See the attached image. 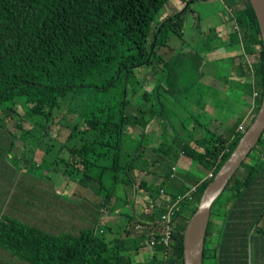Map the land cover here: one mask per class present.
Returning a JSON list of instances; mask_svg holds the SVG:
<instances>
[{"label":"trees","instance_id":"1","mask_svg":"<svg viewBox=\"0 0 264 264\" xmlns=\"http://www.w3.org/2000/svg\"><path fill=\"white\" fill-rule=\"evenodd\" d=\"M168 1L0 0V103L15 97H25L33 115L60 125L55 120L58 117L64 120L69 112L56 114V111L60 109V99L67 93L87 88L109 92L123 79L121 99L107 97L103 104L92 107L84 116L83 123H75L71 127L69 137L83 133L79 137L81 144L67 148L68 157L53 161L52 170L88 187L92 180L88 171L94 167L99 155L97 145L109 144L110 138L114 137L110 189L113 191L120 184L122 194H107L102 205L105 210L112 209V206L118 209L133 205L135 184L130 177L132 171L150 175L153 169V173L163 176L159 186L147 188L148 198L151 197L150 201L155 203L163 183L170 178L168 171L171 164L179 154L196 161L211 175L194 185V193H187L188 190L183 195L171 193L172 204L155 206L148 217L138 218L126 211L127 224H123L125 230L112 242L107 241L104 231L98 229L99 214L94 224H88L78 231L73 228L55 229L56 232L49 234L25 225L21 220L1 215L0 250L15 257V264H184L183 235L186 225L196 212L203 191L248 127L242 133H235L232 139L210 133L203 138H194L191 145L179 136H174L171 148L175 154L173 158L166 155V142H161V147L158 148V153L165 155L170 162L161 160L158 163L151 160L140 153L139 148L129 149V152L122 150L124 125L129 123L125 110L131 104V98L138 91H143L141 97L144 100L151 94L141 90L140 82L139 90H136L138 86L134 87L138 69L156 70L157 65H160L158 86L164 91H168L165 82L170 78L171 89L177 84V87L182 86L188 93L196 87L203 75L202 57L198 52H180L169 59L164 57L165 53H161L170 34L182 38L190 6L199 0H182L186 4L180 12L154 25L156 17L167 6ZM228 9L230 18L227 40L230 45L240 43L242 46L243 68L238 75L253 79L252 84L247 87L251 94H256L257 113L264 89V51L257 18L249 0H230ZM210 33L211 30L205 35L209 37ZM211 49L213 47L208 43L206 51ZM188 71L192 73L188 74ZM128 83L131 84L130 87L127 86ZM159 107L160 113L161 103ZM134 108L140 116L137 118L132 113L129 124L135 128L134 122L138 119L137 126L143 127L140 147L141 142L146 139L145 131L152 118L143 119V114L150 113L145 107ZM157 113L150 114L155 117ZM165 113H161L164 118ZM254 118L255 116L252 121ZM69 126L71 125L67 127ZM263 136L264 132L211 206L204 234L202 264H245L249 251L248 242L241 234H237L238 238L234 236L231 229L236 222V210L246 204L251 189L259 190H254L257 191L254 197L258 204L254 209L256 211L251 232L253 230L264 238V150L259 155L252 154L262 142ZM259 182L262 184L258 188L254 186ZM225 192L230 195H225L227 198L224 200L223 210L218 213L216 206ZM179 206L186 208L185 214L179 211ZM105 210L101 212L105 213ZM168 211L172 212L169 223L171 233L167 243H163L159 232L166 224L163 223L162 216ZM213 215L222 216V224L229 221L230 226H221L215 232L209 230L208 224ZM240 221L239 215L238 222ZM136 225H140L142 229H136ZM144 248L149 249L151 254L141 256L139 252Z\"/></svg>","mask_w":264,"mask_h":264},{"label":"crops","instance_id":"2","mask_svg":"<svg viewBox=\"0 0 264 264\" xmlns=\"http://www.w3.org/2000/svg\"><path fill=\"white\" fill-rule=\"evenodd\" d=\"M200 1L201 0H199V2ZM202 1L205 2L206 0ZM228 6L229 5H227L225 9L227 10V18H223L224 16H222L214 23L207 22L203 25L200 15L193 9H189V13L186 15V27L188 25V29L187 31L184 30L182 38L179 39V44L189 46L192 43V46L195 47L188 50H183L182 48L181 50L183 53H188V51L198 52V54L202 57L201 65L203 66V75L199 78L198 83L194 88V90L199 88L201 92L196 90L197 92L194 97L190 98L189 95L186 96L184 92H180L181 88L177 87V84L171 89L170 78L165 82L166 88L168 86V91H164L158 86L160 82L158 71L153 70L154 79H152V88L149 93L155 97L157 103L160 102V91L163 90V92L168 93L165 100L166 104H161L162 111H160V113L158 112L155 117H150L152 119H150L145 131L146 139L141 142L142 145L140 147V134L144 133V130H142V125L137 126L138 119H136L134 122L136 127L133 128L135 137L129 136L127 138V142L122 140V150L124 152L127 150L129 152V149L139 148V152L143 153V149L150 148L151 152L149 155L143 153L149 157V159L157 161L158 163H160L161 160L164 162H170L165 155L160 154V152L158 153V148L161 142H166V155L173 158L175 154L171 148L174 136H179L183 141H185V143L191 145L193 144L194 138H203L208 136L210 133L223 138L232 139L235 133H242L249 126L256 114V94L255 92L251 94V90L249 92L247 87L248 84H252L253 79L251 77L248 79L247 77L238 75L241 73V69L243 68V60L241 58L243 49L240 43L234 45H230L228 43V19L230 18ZM167 10L169 11L170 9H166V11H164V17L162 19L168 17V15H166L169 14ZM191 21L193 22V26L189 31V24ZM210 30L212 33H210L208 37L205 35V32ZM186 34H189L188 39H186ZM210 38H212V40H210ZM208 43L212 45L213 49L206 51V45ZM167 49H170L171 52H169V54L164 52V57L169 59L174 55V46ZM212 65H214V67H212ZM174 81L178 83L175 78ZM165 84L162 85L164 86ZM156 88L157 91L155 92ZM206 88H209V91H206ZM176 90H178L179 93H176ZM181 98L185 100L182 110L180 109V103L179 105L177 104L178 100ZM176 107L178 109L173 112L175 114V118H170L169 115L164 118L161 115V113H163L166 109L171 110V108L174 109ZM132 113L133 116L139 118V114L134 107L130 110V115ZM129 118L132 119L131 116ZM152 123L155 124L153 130L149 127ZM186 126H190V128H187ZM123 133H125V130H123ZM114 141L115 139L112 137L110 138L109 144L97 145L99 155L95 159L94 167L101 168V170L97 177H92L93 175L88 173V175L92 178L88 187L75 181L74 183L77 185H71V190H68L63 186V192L66 191L65 196L66 193H72V196L77 198L74 207L78 211V214L71 222H65L61 219L56 220L55 217L54 220L56 221V225L49 227V232L54 233L56 232L55 229L67 230L70 228L78 231L87 227L88 224H94L97 220V214H99L97 226H99L98 229L101 230H104V225L102 226V224L110 226L111 223L112 225H115L116 222H121V220H123V224H127L125 215L126 211L130 214L138 216V218H143L144 216L148 217L149 212L152 211L155 206H170L172 204L170 196L171 193L181 194L185 190H188L189 187L200 184L209 176L206 170L196 161H191L184 155L179 154L175 162H172L173 164H171L170 171H168L170 174V178H168L169 180L163 183L161 193L158 198H156L154 203L153 201H150L151 197L148 198L149 192L147 188L149 186H159L163 181V176H158L156 173H153V169H151L152 173L150 175H145L143 172L132 171L130 176H134L132 179L135 184V200L133 205L116 209L117 212L121 210L122 213L124 212L123 215L125 216L123 217L121 214V217L119 218L117 215H112L113 211H111V208H106V210L105 208L102 209L104 199L108 194V191L106 192L105 186L102 183V176H105V169H107L112 176V158L115 151L113 144ZM14 147V143H12V145L8 144V153L13 154ZM101 161L106 162L108 166H101ZM59 175L62 176L60 173ZM0 176H3L2 179H0V216L6 215L17 220L21 219V221L28 220L26 216L20 214L21 212H28L24 208L29 207L30 204L29 198L23 199L25 195H22V192L25 193L28 186L25 183L21 185V181L24 179L23 176L31 175H24L20 173L15 174L14 168L9 169L7 165H2L0 166ZM141 179H144L147 184L146 187H141L143 183ZM262 181L264 185V177ZM261 184L260 182L255 183L254 186L258 188ZM16 186L18 188L17 192ZM80 189H86L87 192L91 193V199L95 201L96 204H99L100 208L93 206L92 202L89 200L84 201V199H81L79 197L81 192H79ZM254 190L258 189H251V194L249 198H247L246 204L238 207L236 210L237 218H235L236 222L232 225L231 230L234 232V236L238 238L237 234H241L248 242L247 250L249 251L247 252L245 264H264V238L259 236L257 232H253V230L251 232L254 213L256 211L254 209L258 204V200L254 197L257 191L254 192ZM83 191L85 190H82V192ZM50 203L58 204L60 201L53 197L51 198ZM76 203L78 204L76 205ZM61 209H55V211ZM101 210H105V213H102ZM239 215L241 220L240 222H238ZM244 219L246 221H243ZM124 227L125 226H122L125 230ZM218 229L219 225L212 228L211 231L215 232ZM145 251L147 252L146 255L151 254V251L147 248L142 249L139 253L143 254ZM155 254L157 255V253ZM15 261V257L0 250V264H15ZM18 264L21 263L18 262Z\"/></svg>","mask_w":264,"mask_h":264},{"label":"rangeland","instance_id":"3","mask_svg":"<svg viewBox=\"0 0 264 264\" xmlns=\"http://www.w3.org/2000/svg\"><path fill=\"white\" fill-rule=\"evenodd\" d=\"M230 0H206L203 1H195L191 4L190 8L193 9L200 15V19L202 21V25L210 22L214 23L218 21L220 17L224 16L223 18H227V10L226 7L229 5ZM185 2L182 0H169L167 2V6H165L160 12L159 15L156 17L157 25L161 22L164 17V11L166 9H170L168 16L180 12L183 7L185 6ZM230 13V12H229ZM165 19V18H164ZM190 19V18H189ZM192 19V18H191ZM189 22V20H188ZM193 26V22L191 21L189 24V31ZM203 27V26H202ZM188 25L185 29L187 31ZM207 33V32H205ZM189 34H186V39H188ZM199 39V38H198ZM200 41V39H199ZM180 40L174 34H170L168 37L166 47L161 49V53L164 55V52L169 54L170 49L174 46V56L178 55V53L183 52V50L193 49L195 46H192V43L189 46L180 45ZM165 56V55H164ZM214 67V65H212ZM211 68V67H210ZM167 70V67L165 68ZM153 70L151 68H141L138 69L136 75V82L134 83V87L138 86V82L141 84V90H146V92H150L152 88V79H154ZM157 71H160V65L156 67ZM161 72V71H160ZM166 73V71H164ZM192 73V71H188V74ZM210 75V74H208ZM207 77V76H206ZM207 84V83H206ZM128 87L131 86L130 83L127 84ZM143 87V88H142ZM181 91L187 96L189 95L190 98H193L196 92H201L199 88L196 90H191L190 92H186V89L180 87ZM124 90V83L123 79H120L114 88H112L109 92L108 90L102 91L96 88L91 89H83L77 90L70 93H67L62 99L59 101L60 109L57 112H69L68 116L63 120L62 118H57L55 122H59L60 125L52 124L51 121H46L45 118L37 115H33L30 112V105L25 102V97H15L12 100H6L0 103V166L7 165L9 169L14 168L15 174H30L31 176H23L24 179L21 181V185L24 183L28 186L27 191L25 193L22 192V195H25L23 199L29 198L30 204L29 207H25L24 209L28 212L20 213L23 216H26L28 220H23L22 222L25 225L36 227L40 229L42 232L49 234V227L55 226L56 220H62L65 222H71L77 216L78 211L74 207L77 198L72 196V193L63 192V186L68 190H71V185H77L74 183L72 178L65 177L63 174L62 176L55 173L52 170L51 163L56 161L60 158H67L68 157V150L71 145H80L81 140L79 137L83 135V133H77L70 137L68 136L70 133L71 127L74 126L76 123H83L84 116L92 109V107L98 106L103 104L106 98H112L114 100L121 99ZM139 90V86L136 88ZM206 91H209V88H206ZM143 91H138L137 95L131 98V104L126 109V115H130V110L132 107L141 106L142 108L148 109V112L157 113L159 110V103L156 102L155 97L150 94V97L147 99H143L142 96ZM160 103L166 104L167 94L166 92L160 91ZM176 93H179L176 90ZM130 96V94H129ZM179 97V96H178ZM177 97V98H178ZM184 99L181 98L178 100L177 104L180 103V109L182 110L184 105ZM152 105H154L152 107ZM178 109L177 107L171 110L166 109L165 115L170 116V118H175V110ZM143 114V119L148 120L151 117V114ZM140 116V115H139ZM86 118V117H85ZM132 119L128 117V122L130 123ZM189 121V120H188ZM8 123V125H7ZM73 123V124H72ZM126 123L124 125L125 133L122 135V140L127 142V138L129 136L135 137V132L132 126ZM65 125H71L69 127ZM15 126V127H14ZM82 127V126H81ZM152 130L155 127V124L152 123L149 126ZM190 128V126H186ZM133 129V130H132ZM191 130V129H189ZM150 142V141H149ZM14 143V153H8V144L12 145ZM157 144V143H156ZM145 147V146H144ZM264 150V136L262 142L254 149L252 154L259 155ZM151 152L150 148L143 149V153L149 155ZM108 166L106 162L101 161V166ZM59 167V166H57ZM56 168V166H55ZM101 168H92L88 172L92 177H97L100 173ZM139 174V173H138ZM147 175V174H145ZM3 176H0L2 179ZM134 178V176H130ZM209 177V176H208ZM143 182L141 187H146L147 184L145 183L144 179H141ZM102 183L105 186L106 192L111 196H120L122 194L121 189L122 185L118 184L116 188H113L111 191V183H112V176L111 173L105 169V176H102ZM1 187V186H0ZM140 187V188H141ZM110 189V190H109ZM191 187L185 190L180 195L190 193ZM82 190H85L82 192ZM18 189L16 190V192ZM81 191V192H80ZM81 199L84 201H91L93 206L99 207V204H96L95 201L91 199V193L87 192L86 189L79 190ZM227 192V191H226ZM225 192V193H226ZM186 193V194H187ZM221 198L219 205L216 206V212L221 213L224 206L225 195L229 197L230 193H226ZM90 196V197H89ZM56 198L60 203L52 204L50 203L51 198ZM113 200V198H111ZM112 200L110 202H112ZM64 201V202H62ZM63 208V209H61ZM179 211H183L182 214H185L186 208L183 206L177 207ZM55 209H61L55 211ZM35 210V211H34ZM33 211V212H31ZM112 215H117L119 218L121 217L122 210L117 212L116 207L113 208ZM188 212V211H187ZM189 213V212H188ZM46 215V216H45ZM124 217V215H123ZM222 216L213 215L211 222L208 224L209 230L219 225V227L223 226L228 227L230 226V222H226L222 224ZM21 220V219H20ZM98 225V222H97ZM104 225V237L107 241H113L116 237H120L123 234V220L118 221L115 225L110 223L109 225ZM122 228V229H121ZM227 229V228H226ZM147 252L145 251L141 256H145ZM140 264H144V262H138ZM149 264V262H148Z\"/></svg>","mask_w":264,"mask_h":264},{"label":"water","instance_id":"4","mask_svg":"<svg viewBox=\"0 0 264 264\" xmlns=\"http://www.w3.org/2000/svg\"><path fill=\"white\" fill-rule=\"evenodd\" d=\"M257 18L264 51V0H249ZM264 132V89L260 108L225 163L202 193L196 212L189 219L183 235L184 264H202L204 234L214 201L222 194L229 180L238 170ZM197 223L201 230L195 233Z\"/></svg>","mask_w":264,"mask_h":264},{"label":"built area","instance_id":"5","mask_svg":"<svg viewBox=\"0 0 264 264\" xmlns=\"http://www.w3.org/2000/svg\"><path fill=\"white\" fill-rule=\"evenodd\" d=\"M191 188L192 189H191L190 193H194L196 191V186H192ZM171 216H172V212L171 211H168L167 214L162 216L163 223H166L164 226L161 227L162 230L159 232V234L162 237V242L163 243H167V241L169 240V237H170L171 227H170L169 223H171ZM135 228L138 229V230L142 229V227L140 225H136ZM143 231H145L144 228H143Z\"/></svg>","mask_w":264,"mask_h":264},{"label":"bare ground","instance_id":"6","mask_svg":"<svg viewBox=\"0 0 264 264\" xmlns=\"http://www.w3.org/2000/svg\"><path fill=\"white\" fill-rule=\"evenodd\" d=\"M200 230H201V223H197V225H196L194 231H195V233H199Z\"/></svg>","mask_w":264,"mask_h":264}]
</instances>
